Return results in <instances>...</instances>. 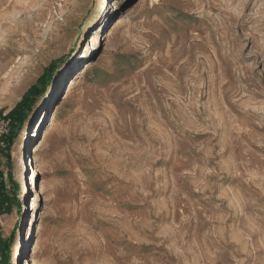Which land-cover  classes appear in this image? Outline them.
Wrapping results in <instances>:
<instances>
[{
    "label": "rangeland",
    "instance_id": "rangeland-1",
    "mask_svg": "<svg viewBox=\"0 0 264 264\" xmlns=\"http://www.w3.org/2000/svg\"><path fill=\"white\" fill-rule=\"evenodd\" d=\"M0 264H264V0H0Z\"/></svg>",
    "mask_w": 264,
    "mask_h": 264
},
{
    "label": "bare ground",
    "instance_id": "bare-ground-1",
    "mask_svg": "<svg viewBox=\"0 0 264 264\" xmlns=\"http://www.w3.org/2000/svg\"><path fill=\"white\" fill-rule=\"evenodd\" d=\"M118 20V19H117ZM116 22H119V21H116ZM111 34V33H110ZM109 36V35H108ZM97 39H98V36L96 35V36H92V38H91V43H95V42H97ZM90 65H86V68L84 69V67L81 69V71L79 72V74L81 73V75L79 76L78 75V77H76V78H81V77H83L84 76V74L86 73V71H87V68L89 67ZM76 84H77V82H76V79H71L69 82H68V85L66 86V88H65V90H64V92L63 93H65V97H64V99L63 100H66L70 95H71V93H72V91H73V89H74V87L76 86ZM57 105V104H56ZM58 106V105H57ZM57 106H54V108H53V110H52V112H51V114H50V119H49V123L48 124H46V126L44 127V130H42L41 131V134H40V137H39V141H37V142H39V144H38V146L35 148V150H34V152H36L37 150H39L41 147H42V145H43V142H44V140L47 138V136H48V134H49V132H50V130L54 127V125L56 124V121H57V114H58V110H59V108L57 107ZM31 161V160H30ZM31 166H32V164H31ZM35 173H36V170L33 168V167H31V177H30V180H31V182L32 183H35ZM33 207V206H32ZM42 223H40L39 225H38V227H37V237L35 238V240L36 241H34V242H32V244H31V246L33 245L34 247L32 248L31 246H30V248H31V252H32V254L34 255V254H36V252H37V249H38V246H39V242H40V240H39V234H40V232H41V230H42ZM29 248V249H30ZM17 253H18V246H16L15 247V252H14V257H16V255H17Z\"/></svg>",
    "mask_w": 264,
    "mask_h": 264
},
{
    "label": "trees",
    "instance_id": "trees-1",
    "mask_svg": "<svg viewBox=\"0 0 264 264\" xmlns=\"http://www.w3.org/2000/svg\"><path fill=\"white\" fill-rule=\"evenodd\" d=\"M36 87L31 88L28 93L25 95V97L22 99L21 103L17 106L16 111H14V119L21 123L26 118V115L24 113L25 109L30 107V101H31V95L35 92Z\"/></svg>",
    "mask_w": 264,
    "mask_h": 264
}]
</instances>
